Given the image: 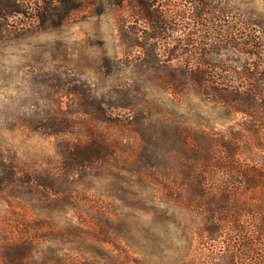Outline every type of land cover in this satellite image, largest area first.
<instances>
[{
  "label": "trees",
  "instance_id": "obj_1",
  "mask_svg": "<svg viewBox=\"0 0 264 264\" xmlns=\"http://www.w3.org/2000/svg\"><path fill=\"white\" fill-rule=\"evenodd\" d=\"M126 2L145 29L125 30ZM171 3L188 5L203 33L188 44L195 49L192 70L186 48L176 41L165 48L166 28L185 18ZM204 4L0 0V41L106 18L142 71L156 72L167 85L177 110L186 113L187 87L223 109L211 124L152 113L145 91L131 84L108 95L62 67L28 65L23 83L30 103L11 126L54 138L59 167L21 172L2 159L0 193L39 194L62 208L61 224L46 214L17 240L1 239L0 264H264V35L242 23L236 37L220 40L213 24L203 23ZM223 45L257 62L233 72L206 62L201 52L217 54ZM104 173L107 196L75 190L83 176ZM67 204L74 224L67 222Z\"/></svg>",
  "mask_w": 264,
  "mask_h": 264
},
{
  "label": "rangeland",
  "instance_id": "obj_2",
  "mask_svg": "<svg viewBox=\"0 0 264 264\" xmlns=\"http://www.w3.org/2000/svg\"><path fill=\"white\" fill-rule=\"evenodd\" d=\"M203 1V13H207L203 23L209 27L212 23L213 30L220 40L225 41L226 34L228 38L236 37L237 29L242 23H247L250 28H255L264 35V0ZM171 4L174 5L172 10L184 12L185 18L179 19L177 25L172 24L170 28H166V42L169 45L165 48H171L175 41L186 48L191 60L187 67L192 70L196 64L193 58L195 49L188 44L194 37H200L203 33L197 32L195 20H190L192 12L188 10V5L176 7V3ZM200 9L202 10V7ZM123 17L126 31L132 30L131 27L145 29L143 21H134L128 2L124 5ZM165 45L166 43L161 44L160 51L164 50ZM223 46L225 49L217 54L208 52L206 55V52L202 51L206 62L217 64L227 72L240 71L243 66L252 69L253 62H257L253 56L239 54L236 47ZM133 57L132 48H129L127 43L122 45L114 36L112 25L106 18L72 20L59 30L9 35L1 40L0 160L13 162L21 172H56L59 167L54 138L32 133L23 127L11 126L15 118L25 116V110L30 103L23 83L28 65L62 67L82 76L83 80L94 84L98 90L108 95L131 84L145 91L152 101V113L166 112L175 117L179 114L188 118L199 117L210 124L222 116L223 109L199 96L193 87L186 88L182 100V108L186 113L177 110L171 103L172 95L166 91L167 85L157 80L156 72H143ZM66 102L67 99L64 98L62 107H65ZM113 132L121 134L117 130ZM128 134L126 132V135ZM108 184V175L105 173L99 177L86 175L80 179L75 190L107 196ZM39 196L24 190L0 193V240H17L34 221L46 214L52 215L55 224H61L58 216L62 208L55 206V203H51L54 206H51L50 202L44 203L45 198ZM64 208L67 222L74 224L76 219L73 208L69 204Z\"/></svg>",
  "mask_w": 264,
  "mask_h": 264
}]
</instances>
